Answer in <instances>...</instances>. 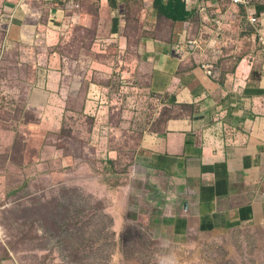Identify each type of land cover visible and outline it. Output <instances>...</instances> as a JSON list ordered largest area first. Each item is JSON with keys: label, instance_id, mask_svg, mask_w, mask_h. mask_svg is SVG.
<instances>
[{"label": "crops", "instance_id": "obj_1", "mask_svg": "<svg viewBox=\"0 0 264 264\" xmlns=\"http://www.w3.org/2000/svg\"><path fill=\"white\" fill-rule=\"evenodd\" d=\"M1 1L6 2L0 12L8 6L13 19L6 33L0 20V69L10 65L8 61L2 63L6 51H20L18 46L14 48L17 42L13 33H20L18 43L35 46L34 60L39 61L37 48L49 46L45 43L46 30L63 26L66 0ZM148 1L142 0L150 11L152 3ZM20 3L26 6L25 11L18 9ZM129 3L138 12L146 10ZM113 13L115 10L112 16ZM178 26L182 24L173 28L174 41ZM233 48L238 54H248L236 66L230 60L224 62L223 72L210 78L201 73L198 65L187 67L171 57L170 47L150 40L141 43L140 51L145 57L140 66L151 68V87L162 102V129L145 131L158 118L155 110L145 125L144 120L140 124L131 122L139 113L126 109L127 120L122 118L121 124L118 121L113 125L111 145L118 146L120 132L142 128L141 138L132 141L136 153L128 174L131 177L121 181L120 191L124 194L133 176H139L137 185L143 188L138 194L139 206L146 212L147 222L152 219L157 227L154 233L160 239L181 241L201 234L209 238L240 226L264 224V54L255 55L252 45L244 46L241 41ZM13 65H21L20 60L15 59ZM180 66L186 67L182 74L177 72ZM40 73L43 78L39 81ZM36 76L40 90L47 94L42 105L22 104L27 102V96L14 91L23 81L18 71L17 80L13 69L10 76L0 79V189L5 187L6 179L32 178L35 162L42 163L38 171L47 179L55 177L50 171L55 164L57 174L66 170L71 157L61 144L66 137L56 140L52 135L66 129V117L71 112L72 116L90 112V107L67 108V92L59 89L58 80L63 79L58 73L50 74L47 68L39 70L37 66L34 84L28 91L38 89ZM52 78L56 84H52ZM63 83L65 88L64 80ZM116 110L115 107L113 115ZM18 111L24 123L14 129L11 119ZM109 175L117 177L112 172ZM6 260L0 258V264H19L13 253Z\"/></svg>", "mask_w": 264, "mask_h": 264}, {"label": "trees", "instance_id": "obj_2", "mask_svg": "<svg viewBox=\"0 0 264 264\" xmlns=\"http://www.w3.org/2000/svg\"><path fill=\"white\" fill-rule=\"evenodd\" d=\"M202 1L201 6L205 12H201L200 8L190 11L184 5V0H150V11L144 7L142 0L60 1L64 4L66 14L63 26H52L46 30L45 43L49 45V50L41 54L38 49L37 57L51 65L47 68L50 74L58 73L65 81L69 97L65 99L67 108L73 110L76 107H90V112H79L74 116L71 112L67 115L65 128L76 135L80 132V138L67 149L66 153L71 157L66 170L57 174L56 164L50 169L51 174L59 177L60 182L66 180V185H72L71 190H65L61 199H52L45 204L34 202L29 218L32 220L31 228L28 230L33 231L34 224H42L40 228H43V223L50 222L56 229L59 227L57 230L60 234L67 233L72 240H76V247L69 249L75 254V264H81L86 259L90 260V264H96L98 252H102L106 259L99 264H110L116 253L131 260L142 252V249L130 247V236L134 229L125 233L122 244L116 241L114 226L117 229L121 225L114 214V204L117 202L113 201L109 207V202L103 198L105 193L107 198L114 197L111 192L117 189L116 182L109 178L111 172L119 177L130 175L133 162L126 152L135 149L133 140L125 139V133L122 132L119 133L118 146L111 145L115 124L111 116L114 108H117L120 124L122 118L127 120L124 116L126 109L139 113L137 117L146 121L145 125L155 110L158 118L151 126V132L160 128L163 122L161 99L151 87V68L140 66L145 57L140 51L141 43L150 40L156 45L168 46L172 51L173 48L183 47L179 63L187 67L199 65L196 46L200 50L206 49L209 57L213 55L219 60L216 68L210 71V78L217 72H223L221 64L224 62L230 60L236 66L247 56V52L238 54L233 48L239 41L244 46L251 44L255 55L264 54V46L259 41V37L264 39V25L255 28L246 19L250 9H253L257 18H264V0H245L249 3L247 5L231 0ZM129 2L146 10L138 12ZM114 10L116 13L112 16ZM220 17L223 22L218 31L214 20H220ZM177 23L182 24L184 32L177 33L174 41L173 28ZM186 23L189 27L187 29ZM241 24L248 27L241 29ZM187 40L196 41V46L186 44ZM185 71L186 67L180 66L177 72L182 74ZM63 80L58 81L62 84ZM146 101L149 103L144 106L145 110H140L141 103ZM145 113L150 115L145 116ZM77 119L85 123L86 130L76 122ZM130 132L134 133V130ZM116 158L122 159L117 167L110 162ZM36 179L45 180V174L42 173ZM118 210H121L120 206ZM77 217L81 219L76 221ZM43 229L45 233L52 234L51 226ZM74 229L75 235L71 232ZM135 232L137 240L144 236L140 231ZM225 234L227 231L220 233L222 236ZM21 237L25 238L20 234L18 240ZM200 237H208L204 234L199 236L203 245L209 243L210 240L204 241ZM215 242H218L217 238ZM3 251L8 252V249Z\"/></svg>", "mask_w": 264, "mask_h": 264}, {"label": "rangeland", "instance_id": "obj_3", "mask_svg": "<svg viewBox=\"0 0 264 264\" xmlns=\"http://www.w3.org/2000/svg\"><path fill=\"white\" fill-rule=\"evenodd\" d=\"M5 2L6 1L0 0V6L4 5ZM18 9L25 11L26 6L21 3ZM261 20L262 25H264V18H261ZM1 21V23H4L6 19L3 18ZM259 23L260 17L254 21L255 28L260 27ZM246 27L248 26L243 24L240 26V28ZM187 28L189 27H187L186 23V29ZM181 31H183L182 26H178L175 29L176 33H180ZM15 35L18 36L15 37ZM9 37L11 39V34ZM12 38L17 42L14 48L18 46L20 51L15 50L13 54L6 51L2 63L8 61L10 65L1 66L0 79H3L8 75L10 76L12 69L15 71L16 79L18 71L23 81L20 82L18 89H14V91H17L18 93L22 92L23 97L27 96L25 97L27 102L22 101V104L26 103L29 105L30 102L34 104L37 102L42 105L47 94L40 90L41 87L38 85L37 76L35 77V82L36 85H38V89L36 87V90L33 92L28 90L34 84L33 75L37 71V66H39L40 70L41 68H49L51 65L43 58L39 61L34 60L36 59L35 46L28 47L22 42L18 43V41L21 40L20 33H13ZM263 40L262 37H259V41L263 42ZM191 44H195V41L192 40ZM38 49L43 53L47 52L49 47L44 45L37 48V50ZM151 50H153V47L150 48V51ZM195 51L196 55H198L199 48L196 47ZM19 52L23 54H20ZM180 52L181 51L176 52L173 48L172 53L174 54L175 59H180ZM201 53L204 54V49ZM149 58L154 59L155 55H150ZM15 59H19L21 65H15L14 67L13 63H15ZM201 73L207 75L202 70ZM42 78L43 75L40 73L39 81L42 80ZM57 78L59 79L58 76ZM51 81L53 82L52 84H56L55 78H52ZM59 89H61V92L63 93L66 92L63 81L62 84H59ZM37 90L38 92H36ZM11 99L13 102H16L14 98ZM148 103V101L141 103L140 110H145L144 106H147ZM53 110L56 112V108H53ZM15 113L16 112H14V114ZM13 115L11 119V127L15 129L17 126L24 123V118L20 111H18L16 115ZM35 116L39 120L40 115L36 114ZM111 120L113 123H117L120 120V117L115 114L111 116ZM133 121H136L137 124L143 122V120L137 116H135ZM76 122L79 125H82L85 130L87 129L82 120L77 119ZM161 129L162 127L159 128V130ZM103 130L105 131L106 128H103ZM133 130L135 132L134 137L131 136L132 132L128 131H125L123 137L127 140H136V138L139 140L143 134L142 128L137 127ZM145 131L151 132V126L146 128ZM52 136H54L53 138L56 140H60L61 136L67 137V139L61 143L66 151L73 143H75L76 139L80 138L79 135L71 133V130H68V128L63 129L61 133ZM119 142L120 140H118V143ZM105 160L108 162L109 159L106 157ZM121 160V158H116L111 159L110 162L117 167ZM33 174V177L29 179H6L3 181L5 187L0 189V250L2 251L0 252V258L8 262L6 259L11 253H13L15 254L16 259L18 257L19 264H75L73 261V256L75 254H73L72 251H69V249L76 247V240H72V237L67 233L60 234L57 230L59 227L56 229L51 222L46 224L43 223V228L51 226V230H53L52 234L45 233V229L40 228L42 224H34L33 231L28 230V228H31L32 223V220L29 218L32 215L31 210L33 208V203L40 202L41 204H45L52 199H61L65 190L70 191L72 185H66V180L60 182L57 177L51 179L46 178L45 180L36 179V177H39L42 174V172L38 170L33 172ZM138 180L139 176H133L131 186L130 188H127L124 194L118 192L114 197L107 198L105 193V196H103V198L109 202V207L113 205V201L117 202L114 204V214L118 218L119 224H121L117 227L121 232L117 231L116 226H114V230L116 232V241L119 244H122L125 239V233H128L131 229L140 231L144 235L137 240V233L134 231L130 236V247L134 249H142V252L138 257L127 260L123 254L116 253L112 257L110 264H264V224H249L247 226H240L227 230V234L224 236L216 235L213 238H209V243H205V245L200 242L199 236L188 237L181 241L160 239L158 234L154 233L157 227L153 224L152 219L151 222H147L148 220L144 218L146 212L142 211L141 206H139L138 194L142 193L143 188L142 186L137 185ZM77 193H79V191ZM119 206L121 210H118ZM130 215H133L132 218L129 217ZM80 219L81 217H77L76 221ZM95 222L96 221H94L93 224ZM71 232L75 235V229ZM20 234L25 238L21 237L18 240ZM76 235V237L79 238L78 234ZM35 238L36 240H34ZM200 238L204 241L209 240L208 238ZM216 238L218 242H215ZM143 245L146 246L143 247ZM6 249H8V252L3 251ZM90 257L92 258V255H90ZM104 260H106L104 254L98 252L95 260L96 264L104 262ZM9 262H11V260ZM81 264H90V260L86 259L85 261H82Z\"/></svg>", "mask_w": 264, "mask_h": 264}, {"label": "clouds", "instance_id": "obj_4", "mask_svg": "<svg viewBox=\"0 0 264 264\" xmlns=\"http://www.w3.org/2000/svg\"><path fill=\"white\" fill-rule=\"evenodd\" d=\"M149 2V1H148ZM203 1L202 0H184V5L186 6V8L187 9H189L190 11H194L195 9H197V8H200V11L201 12H205L206 10H205V8L204 7H202L201 6V3H202ZM151 3V2H150ZM21 4V3H20ZM237 4H245V5H247V4H249L248 2H246L245 0H241V2L240 3H237ZM2 9H4V10H6L5 12L2 10ZM1 13H0V20H2L3 18H5L6 19V21L4 22V23H2V25H5V27H6V29H7V31H8V25H9V21H11L12 19H13V14H11L10 13V10H9V7L8 6H3L2 8H1ZM116 12V11H115ZM252 17L254 18V20L252 21ZM261 18H263V17H260V23H259V25H261L262 24V20H261ZM246 19L248 20V22H249V24L251 25V26H253V27H255L254 26V21H256L257 20V17H256V15H255V12L253 11V9L251 10L250 9V11L247 13V15H246ZM2 22V21H1ZM223 22V20H222V17H220V20H214V23L216 24V25H218V27L216 28L218 31L220 30V27H219V25L221 24ZM241 29H245V28H241ZM262 44L261 45H263L264 46V40H263V42L262 41H260ZM192 43V40H187L186 41V44H188V45H192L191 44ZM194 46H196V41H195V44H193ZM197 47V46H196ZM195 47V48H196ZM175 49V48H174ZM204 49V48H203ZM202 49V50H203ZM183 50V47H181V48H176L175 49V51L176 52H179V51H182ZM202 50H200L199 49V51H198V57H199V59H198V61H199V68L202 70V71H204L206 74H207V76H209V73H210V71L211 70H213V69H215L216 68V66L218 65V62H219V60H217V58L215 57V56H208V52H207V50L206 49H204V54H202L201 53V51ZM171 52H172V50H171ZM262 52H264V48L262 49ZM171 57H174V54H173V56H171ZM178 60H180V59H178ZM232 60H233V58H232ZM78 135H79V137H80V132H78ZM127 154H130L129 155V157H131V158H133L134 157V155H135V153H136V149H133V150H128L127 152H126ZM40 165H42V163L41 162H35V165H34V169H33V172H35V171H37L38 170V168H39V166ZM134 166V162H133V165H132V167ZM33 172H32V174H33ZM14 174V173H13ZM114 174V173H113ZM34 175V174H33ZM131 176H129V175H127V176H123V177H119V176H117V177H113L112 179L116 182L115 183V185H116V190L114 191V192H111V195H115V194H117L118 192H121L120 191V189L122 188V183H121V181H123L124 179H128V178H130ZM106 177H104L103 179H105ZM109 178H111V176L109 175ZM19 179H29V178H19ZM99 184H100V182H99ZM117 192V193H116Z\"/></svg>", "mask_w": 264, "mask_h": 264}, {"label": "built area", "instance_id": "obj_5", "mask_svg": "<svg viewBox=\"0 0 264 264\" xmlns=\"http://www.w3.org/2000/svg\"><path fill=\"white\" fill-rule=\"evenodd\" d=\"M231 1H233L234 3H240L241 2V0H231ZM254 20V18L252 17V21Z\"/></svg>", "mask_w": 264, "mask_h": 264}]
</instances>
